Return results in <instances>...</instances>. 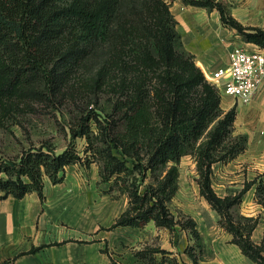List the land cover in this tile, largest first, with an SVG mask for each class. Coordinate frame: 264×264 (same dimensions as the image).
Masks as SVG:
<instances>
[{
  "label": "trees",
  "instance_id": "1",
  "mask_svg": "<svg viewBox=\"0 0 264 264\" xmlns=\"http://www.w3.org/2000/svg\"><path fill=\"white\" fill-rule=\"evenodd\" d=\"M172 1L0 0V93L64 97L82 58L119 32L117 52L103 61L96 78L98 89L114 92L110 103L100 106L97 97V105L70 124L72 138L88 141L84 154L72 143L58 150L53 142L31 145L14 155L0 151V198L33 190L43 197L45 175L58 182L68 165L97 161L102 181L110 183L108 191L129 197L113 226H144L153 219L173 229L179 223L202 248L195 218L179 220L170 207L179 189V162L191 154L200 193L218 213V221L247 256L264 264V243L252 237L258 216L241 213L236 218L233 212L257 179L224 196L213 185L214 163L244 151L248 134L231 138L236 106L222 108L221 94L184 47ZM184 1L218 8L222 21L244 39L264 44V29L242 24L222 0ZM130 71L137 72L136 77H130ZM262 181L256 186L258 193L264 192ZM158 251L164 254L160 259ZM188 251L192 264H198L202 257ZM167 252L146 246L136 255L147 264H165Z\"/></svg>",
  "mask_w": 264,
  "mask_h": 264
},
{
  "label": "crops",
  "instance_id": "2",
  "mask_svg": "<svg viewBox=\"0 0 264 264\" xmlns=\"http://www.w3.org/2000/svg\"><path fill=\"white\" fill-rule=\"evenodd\" d=\"M222 1L242 24L264 29V0ZM170 8L178 20L184 47L205 74L227 66L234 45L264 49V44L244 39L235 27L224 23L216 7L173 0ZM227 98H222L225 109L235 99L240 102L235 121L248 134V142L246 149L233 159L213 165V185L223 196L236 193L237 188H243L264 171V79L252 99L246 101L231 95ZM97 179L96 175L90 180L82 171L68 170L58 182L45 175L43 197L33 190L21 197L9 194L0 198V264H147L136 251L149 243H158L168 250L165 255L169 260L165 264L193 263L192 255L180 253V240L183 234L188 238L189 232L179 223L173 229L158 225L153 219L144 226H113L127 208L129 197L124 194L122 205L123 197L112 195L109 186H104V182L99 186ZM255 191L253 184L241 201L242 209L248 213L257 209ZM214 210L206 199L199 214L206 213L208 217L202 216L197 222L201 234L203 226L216 227L214 217L218 213ZM216 232L223 247L198 264H260L232 241L231 232ZM155 254L159 259L164 255L159 251Z\"/></svg>",
  "mask_w": 264,
  "mask_h": 264
},
{
  "label": "rangeland",
  "instance_id": "3",
  "mask_svg": "<svg viewBox=\"0 0 264 264\" xmlns=\"http://www.w3.org/2000/svg\"><path fill=\"white\" fill-rule=\"evenodd\" d=\"M118 38L119 32L117 33L115 31L110 37L94 46L88 55L82 58L79 65L70 76L69 85H67L66 88L67 93L62 98H57L54 95L50 98H34L23 97L18 94L9 95L0 93V117H2V121L0 122V151L7 155H14L31 145L53 142L58 150H62L68 144L72 143L84 154L83 150L88 141L83 136L72 138L70 124L78 118L82 111L87 110L88 107L96 106L97 102H95V100L97 97L100 106L110 103V97L114 92L107 89H98L96 86V78L97 71L103 61L116 54L118 45L114 42ZM161 65L163 68L165 67L164 64ZM174 69H178V67L174 66ZM136 73L137 72L130 71L128 75L134 78L136 77L134 76ZM203 73L207 81L221 94V98H227L228 95L223 93L221 88L211 80L204 71ZM152 78L154 80L156 77L153 76ZM228 99L229 98L226 100ZM226 100H224L225 103ZM233 105H235L237 109V105L239 106L240 102L235 99ZM222 108L224 110L229 109H225L223 106ZM235 120L233 123V130L230 133L231 138L238 133H246L239 128ZM179 165V189L171 200L170 207L179 220H185L187 215H191L194 218L197 216V219H195L197 220L196 222H198V219L202 220V216L207 218L208 214H199V211L203 209V204L206 199L200 193L196 161L191 154H186L182 157ZM99 169L100 164L97 161H93L90 166H86L79 161L66 167V171L72 170L86 173L90 180L91 177L96 175L98 177L97 184L99 186L101 182H104V186H110L109 182L102 181ZM254 178L257 179L254 186H257L259 181L264 180V171L256 174ZM240 189H242V187L237 188L236 191L239 192ZM124 194L126 193L121 194L123 197L122 205H124ZM245 194H243V197ZM254 199L258 203L255 213H248V211L242 209L241 202L233 207V212L236 218H239L241 213L258 216V225L252 237L258 243H264V192L258 193L256 190ZM214 219H216V227H214V225L206 228L204 226L202 227L204 230L201 238L203 247L200 248L197 240L191 238L189 234L188 238L183 234L180 240V244H182L180 246V253L182 251H184L185 254L189 253L188 250L191 249V251L195 252L197 256L203 259L216 255L223 247L217 241L216 230H226V228L218 221L219 215L215 216ZM150 229L151 228L148 230ZM158 239L159 237H156L154 241L157 242ZM146 246H159V244L150 245L149 243L147 245L145 244L143 247Z\"/></svg>",
  "mask_w": 264,
  "mask_h": 264
},
{
  "label": "built area",
  "instance_id": "4",
  "mask_svg": "<svg viewBox=\"0 0 264 264\" xmlns=\"http://www.w3.org/2000/svg\"><path fill=\"white\" fill-rule=\"evenodd\" d=\"M207 76L223 93L243 100L252 99L264 79V49H247L234 45L230 51V62Z\"/></svg>",
  "mask_w": 264,
  "mask_h": 264
}]
</instances>
